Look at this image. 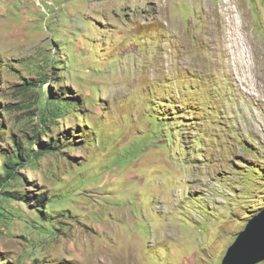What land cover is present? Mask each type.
Wrapping results in <instances>:
<instances>
[{"label":"rangeland","instance_id":"rangeland-1","mask_svg":"<svg viewBox=\"0 0 264 264\" xmlns=\"http://www.w3.org/2000/svg\"><path fill=\"white\" fill-rule=\"evenodd\" d=\"M260 124L264 0H0V264H221Z\"/></svg>","mask_w":264,"mask_h":264},{"label":"water","instance_id":"water-1","mask_svg":"<svg viewBox=\"0 0 264 264\" xmlns=\"http://www.w3.org/2000/svg\"><path fill=\"white\" fill-rule=\"evenodd\" d=\"M264 260V210L254 216L228 246L221 264H256Z\"/></svg>","mask_w":264,"mask_h":264},{"label":"trees","instance_id":"trees-1","mask_svg":"<svg viewBox=\"0 0 264 264\" xmlns=\"http://www.w3.org/2000/svg\"><path fill=\"white\" fill-rule=\"evenodd\" d=\"M78 112L81 113V115H83V112L81 110H79ZM41 143L43 144V146L41 145ZM40 146L41 148H45L47 150L53 149L54 147L53 142L51 140H47L46 142H40ZM14 147H15L14 152L12 151L9 152L11 156L6 157L5 153L3 154V156H5L6 159L2 163L1 169L4 171V173L7 174L6 177L14 176L17 169L16 166L20 164L22 160L33 157V156L31 157V153L23 154L21 151V147L17 142H14ZM4 182H7V179H5ZM0 184L3 183L1 182ZM0 195H2V192L0 193ZM43 199L44 198H40V199L38 198L36 202L41 203L43 202L42 201Z\"/></svg>","mask_w":264,"mask_h":264},{"label":"bare ground","instance_id":"bare-ground-1","mask_svg":"<svg viewBox=\"0 0 264 264\" xmlns=\"http://www.w3.org/2000/svg\"><path fill=\"white\" fill-rule=\"evenodd\" d=\"M235 8V7H234ZM232 10V9H231ZM235 18V17H234ZM236 27H237V25L236 24H234V25H230L229 24V32H228V35L230 36V35H232L233 33H234V30L236 29Z\"/></svg>","mask_w":264,"mask_h":264},{"label":"clouds","instance_id":"clouds-1","mask_svg":"<svg viewBox=\"0 0 264 264\" xmlns=\"http://www.w3.org/2000/svg\"><path fill=\"white\" fill-rule=\"evenodd\" d=\"M262 125H264V124H262ZM260 128H261V130H262V132H263V127L261 126V124H260ZM264 133V132H263Z\"/></svg>","mask_w":264,"mask_h":264},{"label":"built area","instance_id":"built-area-1","mask_svg":"<svg viewBox=\"0 0 264 264\" xmlns=\"http://www.w3.org/2000/svg\"><path fill=\"white\" fill-rule=\"evenodd\" d=\"M262 127H263V132H264V125H262Z\"/></svg>","mask_w":264,"mask_h":264}]
</instances>
